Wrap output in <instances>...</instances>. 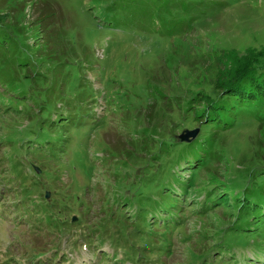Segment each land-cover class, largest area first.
Instances as JSON below:
<instances>
[{
	"label": "rangeland",
	"instance_id": "obj_1",
	"mask_svg": "<svg viewBox=\"0 0 264 264\" xmlns=\"http://www.w3.org/2000/svg\"><path fill=\"white\" fill-rule=\"evenodd\" d=\"M4 30L0 264H264V95L222 99L264 0H0Z\"/></svg>",
	"mask_w": 264,
	"mask_h": 264
},
{
	"label": "trees",
	"instance_id": "obj_2",
	"mask_svg": "<svg viewBox=\"0 0 264 264\" xmlns=\"http://www.w3.org/2000/svg\"><path fill=\"white\" fill-rule=\"evenodd\" d=\"M0 35L3 37V41H5L6 39L9 38L8 33L4 30V31H0ZM3 47V45L1 46ZM248 56L244 57V59H241L240 61H238L239 63H236L239 65V69H237L234 73L235 78L233 80H230V86L226 85V82L229 81V79L231 78H227L225 77V80L223 81L225 86L223 87L224 90H231L232 87H236V89L240 90L239 92H233L231 93V95H226L224 97H222L223 100H231L234 99L232 102H236L238 105H241L240 107L235 106L234 104H231L230 109L233 108H238L239 110H244L246 108H249L250 103L255 105L256 103H254V100H256V97L261 96L263 98L264 95V56L260 55L258 58V61L261 63L258 64H250L251 61H249V59H247ZM227 79V80H226ZM8 89H6V91H8L10 89V92L13 93V95L16 96H21V93L18 92H14L15 88L13 86V90H11V87H7ZM215 93V92H214ZM23 94V93H22ZM210 96V95H208ZM229 96V97H228ZM219 97V96H218ZM228 97V98H227ZM260 97V98H261ZM221 98V97H219ZM218 100H213L211 98L210 101H206V107H203L202 111H197L198 106L197 105H193L190 109V111L187 113V116L193 115L192 118L193 120H198L200 127L202 130H200V132L205 133L208 129V127L214 125H218L220 124V122H225L227 121V118H229L227 116L228 114V109L226 110L225 105L223 104L225 101L223 102H218L217 104L215 102H217ZM205 108H207V110H204ZM209 108H211L212 110H208ZM242 108V109H241ZM188 111V110H187ZM186 111V112H187ZM232 112L234 113V110H232ZM231 112V113H232ZM219 114V117L217 119V116ZM59 119V118H57ZM61 127H59L62 131V133H67V129L69 127V119L66 118H60L59 119ZM197 121V122H198ZM203 121H205L206 123L204 124V126H202ZM49 125L53 126V127H57L55 125V123L53 122H49ZM202 133V134H203ZM206 135H200L198 136L196 139H193L191 141L192 142H198V141H202L206 138ZM176 143V142H175ZM189 143V144H191ZM261 187H264V177H263V181L261 184ZM244 195L248 196L247 201H253L255 200V198H257V190H248L245 189L244 190ZM255 207V206H254ZM249 227V222L247 221V223L245 224V226H239L236 228H242L241 230L246 231L247 233H249L248 228ZM235 228V229H236ZM254 262H258V258H255V261H252V264H255Z\"/></svg>",
	"mask_w": 264,
	"mask_h": 264
},
{
	"label": "water",
	"instance_id": "obj_3",
	"mask_svg": "<svg viewBox=\"0 0 264 264\" xmlns=\"http://www.w3.org/2000/svg\"><path fill=\"white\" fill-rule=\"evenodd\" d=\"M196 133H197V129L196 130H192L190 132L181 133V135L179 136V141L186 142V143H191V141L193 139H195V137L197 135Z\"/></svg>",
	"mask_w": 264,
	"mask_h": 264
}]
</instances>
